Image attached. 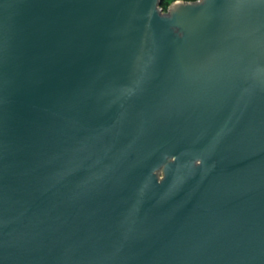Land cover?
<instances>
[{"label": "water", "instance_id": "obj_1", "mask_svg": "<svg viewBox=\"0 0 264 264\" xmlns=\"http://www.w3.org/2000/svg\"><path fill=\"white\" fill-rule=\"evenodd\" d=\"M0 0V264H264V0Z\"/></svg>", "mask_w": 264, "mask_h": 264}, {"label": "rangeland", "instance_id": "obj_2", "mask_svg": "<svg viewBox=\"0 0 264 264\" xmlns=\"http://www.w3.org/2000/svg\"><path fill=\"white\" fill-rule=\"evenodd\" d=\"M174 1L175 0H161L159 7L162 11H165L166 8Z\"/></svg>", "mask_w": 264, "mask_h": 264}, {"label": "flooded vegetation", "instance_id": "obj_3", "mask_svg": "<svg viewBox=\"0 0 264 264\" xmlns=\"http://www.w3.org/2000/svg\"><path fill=\"white\" fill-rule=\"evenodd\" d=\"M177 1H182V2H193V1H196V0H175L174 2H177ZM199 1V0H198ZM173 3V2H172ZM166 10H167V8H166ZM165 10V11H166ZM165 11H163V12H165Z\"/></svg>", "mask_w": 264, "mask_h": 264}, {"label": "trees", "instance_id": "obj_4", "mask_svg": "<svg viewBox=\"0 0 264 264\" xmlns=\"http://www.w3.org/2000/svg\"><path fill=\"white\" fill-rule=\"evenodd\" d=\"M161 3V2H160ZM160 5V4H159Z\"/></svg>", "mask_w": 264, "mask_h": 264}]
</instances>
